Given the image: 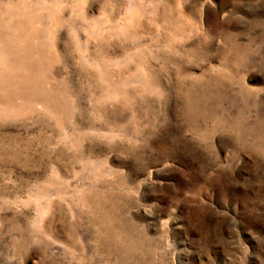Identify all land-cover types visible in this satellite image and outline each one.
<instances>
[{
	"label": "rangeland",
	"instance_id": "374dc122",
	"mask_svg": "<svg viewBox=\"0 0 264 264\" xmlns=\"http://www.w3.org/2000/svg\"><path fill=\"white\" fill-rule=\"evenodd\" d=\"M0 264H264V0H0Z\"/></svg>",
	"mask_w": 264,
	"mask_h": 264
}]
</instances>
